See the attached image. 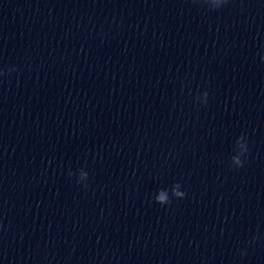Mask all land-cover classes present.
Returning <instances> with one entry per match:
<instances>
[{
  "label": "clouds",
  "instance_id": "obj_1",
  "mask_svg": "<svg viewBox=\"0 0 264 264\" xmlns=\"http://www.w3.org/2000/svg\"><path fill=\"white\" fill-rule=\"evenodd\" d=\"M226 2H227V0H223V3H226ZM204 95L206 97L207 96V93H205ZM238 163H239V166H241V163L239 161H238ZM70 175H71V173H70ZM85 176H87V173H85ZM175 187H180V185L179 184H176ZM184 196H185V193L184 192L175 193V197H177V198H183ZM158 203H160L161 205H164V204L170 203V200H168L167 202H165L164 197L161 196V197L158 198Z\"/></svg>",
  "mask_w": 264,
  "mask_h": 264
}]
</instances>
